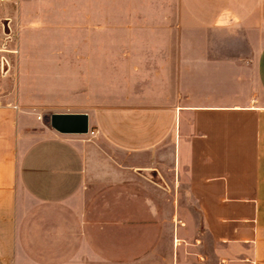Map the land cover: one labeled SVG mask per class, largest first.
<instances>
[{
	"label": "crops",
	"instance_id": "obj_1",
	"mask_svg": "<svg viewBox=\"0 0 264 264\" xmlns=\"http://www.w3.org/2000/svg\"><path fill=\"white\" fill-rule=\"evenodd\" d=\"M100 9L158 43L86 134L0 100V264H264V0Z\"/></svg>",
	"mask_w": 264,
	"mask_h": 264
},
{
	"label": "rangeland",
	"instance_id": "obj_2",
	"mask_svg": "<svg viewBox=\"0 0 264 264\" xmlns=\"http://www.w3.org/2000/svg\"><path fill=\"white\" fill-rule=\"evenodd\" d=\"M75 1L83 3V16L77 21ZM106 1L0 3V48L12 51L3 54L9 63L7 74L0 77V100L4 105L48 117L84 108L95 97L101 104L106 98V79L112 64L115 92L122 94L119 82L123 71L129 79L131 65L145 59L139 53L154 49L158 42L138 39L149 28L133 23L129 14L127 20L116 16L114 27L108 24L102 9L100 14L97 11L98 4L101 7Z\"/></svg>",
	"mask_w": 264,
	"mask_h": 264
},
{
	"label": "water",
	"instance_id": "obj_3",
	"mask_svg": "<svg viewBox=\"0 0 264 264\" xmlns=\"http://www.w3.org/2000/svg\"><path fill=\"white\" fill-rule=\"evenodd\" d=\"M49 127L59 134H86L87 116L84 113H53L45 118Z\"/></svg>",
	"mask_w": 264,
	"mask_h": 264
},
{
	"label": "built area",
	"instance_id": "obj_4",
	"mask_svg": "<svg viewBox=\"0 0 264 264\" xmlns=\"http://www.w3.org/2000/svg\"><path fill=\"white\" fill-rule=\"evenodd\" d=\"M14 0H0V3H4V2H13ZM8 52H12V51H8L6 50L3 46L2 48H0V77H4L7 72H8V69H9V63H8V60L7 58L5 57V53H8ZM37 119H40V117H37Z\"/></svg>",
	"mask_w": 264,
	"mask_h": 264
}]
</instances>
